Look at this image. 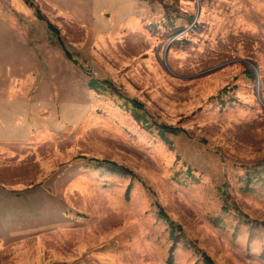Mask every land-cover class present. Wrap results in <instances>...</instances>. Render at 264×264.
<instances>
[{
  "label": "rangeland",
  "instance_id": "374dc122",
  "mask_svg": "<svg viewBox=\"0 0 264 264\" xmlns=\"http://www.w3.org/2000/svg\"><path fill=\"white\" fill-rule=\"evenodd\" d=\"M31 1L0 0V264H264V0Z\"/></svg>",
  "mask_w": 264,
  "mask_h": 264
},
{
  "label": "trees",
  "instance_id": "16d2710c",
  "mask_svg": "<svg viewBox=\"0 0 264 264\" xmlns=\"http://www.w3.org/2000/svg\"><path fill=\"white\" fill-rule=\"evenodd\" d=\"M24 1H25L26 3H29L30 6H32V3H31L32 1H31V0H24ZM35 14H36V16H37V18H38L39 20H44V21H46L48 29H49V30L51 31V33L56 37L57 41L59 42V44H60L61 47L63 48L66 57H67L68 59H71V60H72V55H71V53L66 49V47H65V45H64V43H63V39H62L61 36H60V33H59L58 28H57L56 26H54L52 23L48 22V21L45 19V17L42 15V13H41V11H40L39 9H35ZM73 61H74V63H78V62L75 61V60H73ZM102 83H103V84L105 83V84H107L108 86H111V83H110L109 81H103ZM89 85H90V87H91L92 89H96V90L102 88V87H101L102 85L100 84V82H98L97 80H94V79H91V80H90ZM135 104H137V103L135 102ZM164 128H165L166 130H170V131H173V129H174V128H169L168 126H164ZM167 128H168V129H167ZM206 259H207V257H206ZM207 261H208V262H211V260H210L209 258L207 259Z\"/></svg>",
  "mask_w": 264,
  "mask_h": 264
},
{
  "label": "water",
  "instance_id": "95a60500",
  "mask_svg": "<svg viewBox=\"0 0 264 264\" xmlns=\"http://www.w3.org/2000/svg\"><path fill=\"white\" fill-rule=\"evenodd\" d=\"M196 18V17H195ZM179 35V33H175L174 35H172L171 39H170V42L173 41L177 36ZM169 42V43H170ZM237 61L239 62H242L243 64L245 63H250L249 61L247 60H241V59H238ZM232 62V61H231ZM225 64V63H224ZM224 64H221V65H218V66H215L213 68H210V69H207V70H204L202 72H199L197 74H193V75H189V76H180V75H175L177 77H180V78H194V77H197V76H200V75H204L208 72H211V71H214V70H217L218 68H220L221 66H223ZM166 69L169 70L166 66Z\"/></svg>",
  "mask_w": 264,
  "mask_h": 264
},
{
  "label": "crops",
  "instance_id": "0c3cea01",
  "mask_svg": "<svg viewBox=\"0 0 264 264\" xmlns=\"http://www.w3.org/2000/svg\"><path fill=\"white\" fill-rule=\"evenodd\" d=\"M18 3H20V0H16Z\"/></svg>",
  "mask_w": 264,
  "mask_h": 264
}]
</instances>
